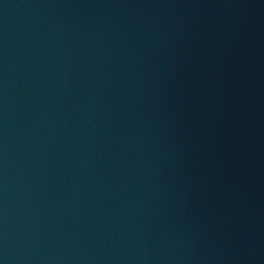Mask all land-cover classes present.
<instances>
[{"label": "water", "instance_id": "1", "mask_svg": "<svg viewBox=\"0 0 264 264\" xmlns=\"http://www.w3.org/2000/svg\"><path fill=\"white\" fill-rule=\"evenodd\" d=\"M0 264H264V0H0Z\"/></svg>", "mask_w": 264, "mask_h": 264}]
</instances>
